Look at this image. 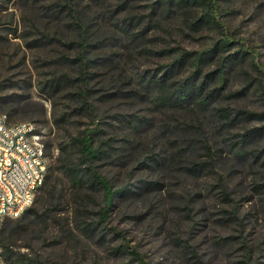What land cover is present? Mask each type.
Masks as SVG:
<instances>
[{
    "label": "rangeland",
    "instance_id": "374dc122",
    "mask_svg": "<svg viewBox=\"0 0 264 264\" xmlns=\"http://www.w3.org/2000/svg\"><path fill=\"white\" fill-rule=\"evenodd\" d=\"M206 2L215 16L205 1L169 10L158 0H76L59 13L66 0H0V113L36 124L48 174L63 148L85 162L75 142L97 127L104 154L83 166L127 187L103 220V190L89 181L85 210L72 199L45 233L14 234L0 264H264V0ZM86 37L88 57L104 65L82 96ZM202 55L197 82L215 96L181 109L169 94ZM167 65L169 91L153 83ZM18 218L3 223L4 237Z\"/></svg>",
    "mask_w": 264,
    "mask_h": 264
},
{
    "label": "trees",
    "instance_id": "16d2710c",
    "mask_svg": "<svg viewBox=\"0 0 264 264\" xmlns=\"http://www.w3.org/2000/svg\"><path fill=\"white\" fill-rule=\"evenodd\" d=\"M74 1L76 0H66L65 5H61L57 12L59 11V13H62V9L65 8L66 10L69 8L70 11H72V5L74 4ZM204 1L209 6L207 8V15L215 16L218 11V7L211 2H206V0H158V4L166 7L168 6L169 10H173V7L182 9L190 5H196V3H204ZM78 24L82 28L81 31L85 33L88 32L90 27H92L91 24H87L86 22H83V24L78 22ZM87 38L88 37H86L84 42L81 43L82 51L78 56H76V63L80 66L79 73L80 79L82 81V91L80 94L82 96H89L90 92L92 91L91 81H94L96 74H94L91 69L95 67L97 63H100L97 64L100 66L104 65L99 62L101 59L93 60L88 57V48L94 47V44L90 43ZM185 57L186 56H182L180 57L181 59H178V61H180V66H182V62H185V59L187 58ZM205 60L206 57L203 55L197 58L195 60L197 69L184 81L180 82L178 86H175L174 90L170 92L168 99H170L169 101H173V104H175L177 107L183 109L186 106L189 107L191 104L197 103L198 100V105L203 106L207 105L210 100L214 98L215 91L205 94L204 82L201 85H199L197 82L202 71L201 65L205 62ZM172 73L173 65H167L163 74L157 77L156 80H153V83L159 85V88L165 91L168 90V87H166V82L169 79V75H172ZM59 86V80H52L50 84L52 90L56 91ZM3 103L5 104L8 102L4 101ZM90 105L91 104L88 105L89 108ZM218 111L222 112L221 115L226 119L227 125H232L233 122H235L236 118H233L230 112H226L225 109H218ZM45 112L46 110L44 108L43 114H45ZM97 135V127L87 128L83 132V136L77 139L75 142V144H79L80 152L82 153L85 162H75L70 150L68 151V148H63L61 150L60 156L58 158L59 166L57 168H53L52 172L47 175L46 183L41 189L42 194L38 197L37 204L27 209L20 216V218H18V225L15 226V228L9 230L7 237L3 236V232L6 231V228H2V225L3 223L6 224L9 218L3 221L0 227V242L6 252H14L12 244V238L14 237V234L30 235L32 232H37V230H35V226L39 225H42V228H38V231L40 230V233H45L46 229L48 228V221H56L57 215L63 211L62 207L69 203L72 199H75L77 203H79L85 210V208L89 206L90 200L92 199V194H90V191L88 190L89 188L86 187L89 181H91L92 185L90 188L97 184L100 185L101 189L103 190L104 206L102 207L101 217L103 220H107L110 210L115 205V201L118 200L122 195L126 194L127 187L115 186L108 177L94 170L92 164L89 167L83 166L87 161L94 162L104 154L101 145L97 144V140L95 138ZM46 145L48 152L50 146L48 143H46ZM102 145H104V143H102ZM200 166H202V164H200ZM193 169L197 168L193 166ZM58 172H60V175ZM87 173H89L91 176L90 179L85 180V177L89 176ZM57 222L58 224H61L60 221L57 220ZM65 222H67L69 227L71 226L69 219H66ZM23 256L26 257L27 254H23Z\"/></svg>",
    "mask_w": 264,
    "mask_h": 264
},
{
    "label": "built area",
    "instance_id": "2783aa9c",
    "mask_svg": "<svg viewBox=\"0 0 264 264\" xmlns=\"http://www.w3.org/2000/svg\"><path fill=\"white\" fill-rule=\"evenodd\" d=\"M49 154L43 135L31 121L12 122L0 113V227L33 206L45 185ZM3 247L0 242V262Z\"/></svg>",
    "mask_w": 264,
    "mask_h": 264
}]
</instances>
